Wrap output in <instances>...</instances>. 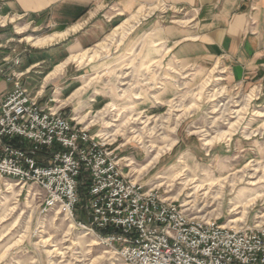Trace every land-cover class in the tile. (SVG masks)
<instances>
[{
	"label": "clouds",
	"instance_id": "1",
	"mask_svg": "<svg viewBox=\"0 0 264 264\" xmlns=\"http://www.w3.org/2000/svg\"><path fill=\"white\" fill-rule=\"evenodd\" d=\"M0 264H264V0H0Z\"/></svg>",
	"mask_w": 264,
	"mask_h": 264
}]
</instances>
